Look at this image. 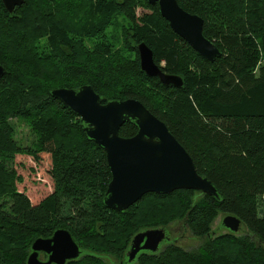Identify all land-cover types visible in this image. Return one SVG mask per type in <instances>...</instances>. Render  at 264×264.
<instances>
[{
  "label": "trees",
  "instance_id": "16d2710c",
  "mask_svg": "<svg viewBox=\"0 0 264 264\" xmlns=\"http://www.w3.org/2000/svg\"><path fill=\"white\" fill-rule=\"evenodd\" d=\"M178 1L204 19L205 36L221 50L215 61L201 56L148 0H24L13 12L0 0V64L6 69L0 78V264H27L33 241L59 228L82 250L66 264H264V0ZM141 42L164 72L181 77V86L146 74ZM86 84L104 103L140 100L218 196L194 189L149 192L124 211L109 208L112 173L104 147L52 95L55 88ZM17 121L31 129L30 144L17 138ZM138 129L129 119L119 134L131 137ZM43 153L50 154V167L36 166ZM22 155L35 165L25 175L49 184L47 196L32 198L19 187L27 181L16 164ZM221 213L237 215L249 233L213 236ZM175 221L205 241L194 249L169 244L127 261L138 232Z\"/></svg>",
  "mask_w": 264,
  "mask_h": 264
},
{
  "label": "water",
  "instance_id": "95a60500",
  "mask_svg": "<svg viewBox=\"0 0 264 264\" xmlns=\"http://www.w3.org/2000/svg\"><path fill=\"white\" fill-rule=\"evenodd\" d=\"M13 12L24 0H2ZM158 4L161 15L171 28L185 39L201 56L215 61L221 56L220 48L204 34V19L184 9L178 0H148ZM142 69L151 77H159L163 84L181 86V77L167 74L154 58V52L145 42L138 45ZM6 69L0 64V78ZM52 95L70 107L85 124L88 137L104 147L112 173L105 195V204L124 211L146 193L169 194L177 189H194L218 196L213 182L199 174L193 158L170 132L167 125L155 116L140 100L127 98L103 102L95 88L86 84L78 89L55 88ZM129 119L139 129L131 137L119 134ZM245 226L234 214L228 213L222 227L238 232ZM167 238L165 227H153L138 232L132 239L127 261L134 262L143 251L156 253ZM45 254V260L40 258ZM82 254L79 243L67 228H59L50 237H38L31 245L27 264H66Z\"/></svg>",
  "mask_w": 264,
  "mask_h": 264
},
{
  "label": "rangeland",
  "instance_id": "374dc122",
  "mask_svg": "<svg viewBox=\"0 0 264 264\" xmlns=\"http://www.w3.org/2000/svg\"><path fill=\"white\" fill-rule=\"evenodd\" d=\"M17 125H18L17 138L19 139V141L23 144H30L31 140L33 139V133L31 129L22 121H17ZM22 156H23L22 159H18V157L16 156V158L20 160L19 161L20 163H17L16 160V164L18 165V169L20 172L21 170H23L24 180L26 181L27 178V181H26V185L19 184V187L24 188V191L28 192V194H32V198L34 195H35L34 198H43L47 196L51 191L49 184L46 185L43 182L39 183L38 180L36 179L37 175L34 174H29L27 176L25 175L30 172V167L35 165L33 162H31V158H32L31 156L29 155H22ZM41 156H42L41 158L42 161L38 162L36 166H39V163H43L45 166L50 167L51 164L50 154L43 153ZM35 171L36 170H34L32 173H35ZM259 199L261 200L259 204L261 214H264V196H260ZM225 215L226 214L221 213L212 223L211 233L213 236L223 234L229 231L228 229L222 227V220L225 217ZM166 229L167 230L169 229L172 236L177 238L175 244L180 245L186 249L197 248L205 241V238L195 236L184 221H175L171 223L169 227ZM248 233L249 231L245 226H243L240 231L236 232V234L238 235H245ZM40 258L45 260L46 258L45 254L42 253L40 255ZM103 258H105L107 261L108 260L113 261L114 263L119 262V260L116 257L111 255H104Z\"/></svg>",
  "mask_w": 264,
  "mask_h": 264
},
{
  "label": "flooded vegetation",
  "instance_id": "af4514ba",
  "mask_svg": "<svg viewBox=\"0 0 264 264\" xmlns=\"http://www.w3.org/2000/svg\"><path fill=\"white\" fill-rule=\"evenodd\" d=\"M166 231H167V238L161 243L160 250L166 248L169 244L176 243V241H177V238L172 236L169 229L168 230L166 229ZM45 257L47 258L46 255H45Z\"/></svg>",
  "mask_w": 264,
  "mask_h": 264
}]
</instances>
